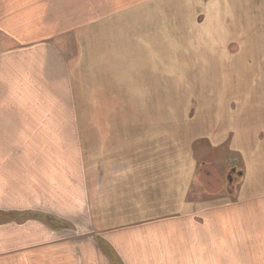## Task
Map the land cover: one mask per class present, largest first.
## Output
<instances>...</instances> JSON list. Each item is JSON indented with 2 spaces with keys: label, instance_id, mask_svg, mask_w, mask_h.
<instances>
[{
  "label": "crops",
  "instance_id": "0c3cea01",
  "mask_svg": "<svg viewBox=\"0 0 264 264\" xmlns=\"http://www.w3.org/2000/svg\"><path fill=\"white\" fill-rule=\"evenodd\" d=\"M260 86L264 0H0V264H264Z\"/></svg>",
  "mask_w": 264,
  "mask_h": 264
},
{
  "label": "rangeland",
  "instance_id": "374dc122",
  "mask_svg": "<svg viewBox=\"0 0 264 264\" xmlns=\"http://www.w3.org/2000/svg\"><path fill=\"white\" fill-rule=\"evenodd\" d=\"M239 89H240V93H241V90L243 87L246 88V90L248 89L247 88V85H242L240 84L239 86H237ZM251 88V87H250ZM249 90V89H248ZM249 94H253V96H264V86H260V88L256 91H250L248 92ZM242 95H244V93L242 92ZM178 96H181V95H177V98ZM201 155L200 153L197 155V159H200ZM204 166V164H203ZM215 169H216V172L214 171H210V170H206L204 171V173H206L207 175H204L203 174V171L202 170H198L200 172H197V175H198V179L199 181L197 180V182H201V185H202V188L205 192V195L206 197H210V196H213V195H217V193L220 191V188L222 186H227V184H230V188H229V192L231 195H235V190H234V185H233V181L235 179H239V176L235 173L231 174L230 176L232 177V180L229 181V171L227 169H225V165L223 164H217L215 166H213ZM232 167H235V165H233ZM231 167V168H232ZM202 168H205V167H202ZM212 168V169H214ZM199 169V168H198ZM234 178V180H233ZM197 184L196 181H194V184L193 185V190L194 188H196V190L199 191V188L201 189L200 187V184ZM232 183V185H231ZM227 189V187H226ZM208 197V198H209ZM117 264V262H115Z\"/></svg>",
  "mask_w": 264,
  "mask_h": 264
},
{
  "label": "water",
  "instance_id": "95a60500",
  "mask_svg": "<svg viewBox=\"0 0 264 264\" xmlns=\"http://www.w3.org/2000/svg\"><path fill=\"white\" fill-rule=\"evenodd\" d=\"M229 173H230V174H229V177H228V178H229V181H231V180H232V177H231L230 175L233 174V173H236V172H235V168H232V169L229 171Z\"/></svg>",
  "mask_w": 264,
  "mask_h": 264
},
{
  "label": "trees",
  "instance_id": "16d2710c",
  "mask_svg": "<svg viewBox=\"0 0 264 264\" xmlns=\"http://www.w3.org/2000/svg\"><path fill=\"white\" fill-rule=\"evenodd\" d=\"M204 171V170H203ZM225 187H227V186H225Z\"/></svg>",
  "mask_w": 264,
  "mask_h": 264
}]
</instances>
